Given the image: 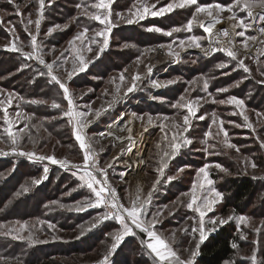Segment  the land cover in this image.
Wrapping results in <instances>:
<instances>
[{
    "label": "rangeland",
    "instance_id": "obj_1",
    "mask_svg": "<svg viewBox=\"0 0 264 264\" xmlns=\"http://www.w3.org/2000/svg\"><path fill=\"white\" fill-rule=\"evenodd\" d=\"M82 2L91 4L98 2V0H45L46 6L42 17L38 15L37 0H25L21 4H15L19 5L21 15L16 14L14 5L10 9L0 6V18L3 19V22L0 23V60L2 63H5L9 58L18 57L21 68H32L33 65L38 71L44 70L45 73H49L45 64H52V73L69 88L77 111H87L88 106L94 110L107 108V111H102L98 118L92 116L88 118L92 120V123L84 129V133L95 150L99 167L106 169L109 183L116 189L120 202L126 206L129 205L130 197H134L138 187L142 189V197H146L157 180L158 172L156 169L159 167L161 148L167 149L173 133L177 132L174 125L182 124V118L187 114L186 108L174 107V105H177L178 102L183 103L180 100L182 96L185 97L186 101H198V104H195L198 109L197 118H193L190 130L184 133V136L191 139L192 143L182 146L174 157L168 159L165 176L160 178V183L152 191L146 218L150 220L153 213L157 212L158 209H164V206L167 205L156 228L172 243L173 249L182 259L187 260L191 251H197L194 264H196L199 251L197 244L199 243L200 246L209 235L224 226L232 229L233 236L235 235L237 239L234 243L237 247L234 248L231 259L222 264H231L235 261L251 264L248 258L252 256L254 251L257 261H261L260 254L264 248V183L262 182L264 180V162L261 160L264 157V147H261V142L264 141V105L260 101V107L252 106V101L246 100V97L243 96V90L248 83L264 86V83H260L264 80V75H262L264 73V56L254 59L247 54L248 48H243V42L248 37V29L245 32V37L235 36L236 49L240 53L239 58L244 59L245 64L250 69L249 72H245L225 52L210 51V49L221 45L215 41L212 46L208 47V39H213V36L209 38V33L204 31L199 22H193L190 32L186 30L188 21L192 19L195 12V6L177 8L162 16L145 15V18L140 20L138 17L131 16L130 10L135 12L134 5L139 7L140 3L155 4L156 7L153 10L158 11L160 8L166 7L171 0H159L158 3L157 0H139V2L138 0H113L111 19L116 26L109 33L108 46L100 52L102 37H96L94 34L95 31L102 30L104 25L81 13V9L77 8L76 5ZM198 3H221L227 6L234 3V0L228 2L219 0L198 1ZM90 10L97 11L96 9ZM99 11L103 13L104 10ZM234 11L239 18L249 23L250 17L245 11L238 8ZM117 14L123 15L126 19L133 18L135 22L129 24L126 19L121 20ZM223 15L228 16L229 14L224 13ZM28 19L33 21L40 19L37 36V43L40 47L37 53L43 57L45 64H41L34 57L28 58L21 52L10 50L11 44L16 43L23 49V53L33 51L29 32L36 34L37 29L33 23L27 25L28 31H25ZM160 19H166L168 23L164 25L160 23L163 27L158 25L147 26L148 22L155 20L159 22ZM199 20L207 26V18L200 16ZM221 23L230 26V22L227 20H223ZM56 25L62 27L54 30L51 35H47L49 29H54ZM65 25L67 27H63ZM84 27L89 28L86 39L83 42L75 41L73 45H70L69 42L77 33L83 31ZM152 27H158L163 31L147 30ZM12 28H14V33L9 31ZM173 28H180L181 31L173 32L171 36L164 34ZM241 30L236 29V31ZM133 32L141 34L154 32V35L164 37L165 40L151 43L150 39L141 36L132 39L129 35ZM191 36L203 38L199 41L200 48L188 46ZM92 40L99 43H92ZM141 40L145 42L140 44L139 41ZM181 40L185 41L184 47L180 46ZM125 44L132 46L124 47ZM168 45H172L171 50H169ZM89 47L92 48V51H88ZM205 50H209L207 54ZM170 51L173 54H170ZM78 56H83L86 64L83 71L80 70L81 65L76 59ZM74 59H76V69L71 78L68 79L67 73L73 71ZM138 59L139 63H137ZM220 63L227 64V67H217ZM149 68H151V72L148 71ZM3 69L4 67L0 66V90H3L0 99H4L9 92L14 93L12 104L8 106L9 118L16 119V112H21L24 117L16 119L13 126L12 130L17 135V143L13 145L11 139L4 133V128L7 125L4 123L3 110L0 109V150L7 151L10 155L9 157L0 155V159L15 158L14 162L17 164L18 161L24 160L40 169L38 177L30 179V181L40 180L41 182L24 186L29 189L24 193H30L32 186L33 188H39L41 184L43 186L47 180V175L52 169H55V164L49 160L29 162L26 160L28 157L20 155V152H35L37 155L55 156L58 160L76 163L78 168L75 170L60 171L70 175L74 171L76 175H83V150L75 139L73 124L69 123V118L63 113L59 115L60 118L64 119L63 127L66 128V136L61 138L53 136L45 128L40 116L24 108L25 101L42 99L26 100L20 91L7 84L8 77L10 78L9 74L14 71L1 73ZM121 74L125 77L123 81L120 80ZM137 74H139L140 79L136 81V87L132 92H127L133 76ZM153 81L162 86H154ZM168 81H173V83L169 84ZM205 81L208 84L206 90L204 88ZM221 88H227L228 91H218ZM246 88H251V85H247ZM61 91L63 96V90L61 89ZM230 96L243 100V109L228 103H218L220 100H227ZM42 101H45L46 104L50 103L47 100ZM63 101L64 112L67 110V101L64 98ZM109 102H111V107H108ZM242 111L248 117L247 121L244 120V115L240 114ZM133 113L137 117H143V121L134 118ZM213 113L217 117L216 124L212 123ZM258 113L260 115H257ZM27 116H31V119H27ZM148 116L153 118L151 124H148ZM199 116H204L205 119H198ZM220 120L224 122L223 129L228 133V142L236 145L239 152L235 148H228L223 142L225 137L223 132H219ZM248 124H251L252 127H248ZM128 127L132 129L131 133L121 131V129ZM145 127L147 131L144 130ZM109 131L113 133L112 136L107 135ZM208 132L212 133L211 137L205 135ZM218 132L219 135H217ZM129 135L132 136V140L127 139ZM166 135L167 139H165ZM210 145L212 147H209ZM13 148L16 151H13ZM206 148L207 151H205ZM167 150L171 151L170 149ZM245 158L254 162L257 167L252 168L250 164L246 165ZM16 163L15 165L12 163L11 167L4 171L0 177L3 176L4 180L10 177V174L18 166ZM109 164L111 167H108ZM206 164L210 166L207 169L209 178L214 182L211 187L221 193V198L216 200L212 206V211L206 212L204 217L205 239L201 242L199 232L192 233L191 231L193 226L198 227L199 214L189 209L187 204L191 201L193 184L203 183L202 176L198 178L197 172ZM217 164L227 171L215 167ZM136 165L139 168L135 167ZM45 167L48 169L47 173L44 172ZM181 168L183 171L177 175L178 169ZM97 175L99 176V174ZM72 176L74 175L72 174ZM168 176H175L176 178L169 182ZM240 178H251L256 180L257 185L263 184L257 195L250 201L246 200L235 206L229 190L232 181ZM78 182V186H81V181ZM208 188L207 185L203 190L197 188L196 194L201 199L208 197ZM82 189L85 193L84 196H77L72 201H62L60 199L65 198L72 191L71 188H66L63 185L62 190L56 193V197L46 202L59 210L78 212V214L84 215L85 217L81 219L79 227L66 230L57 226L55 222L40 216H30L21 220L10 219L1 222L0 225L4 227L0 228V232L15 231L11 235L0 236L12 238V235L19 234L27 239L31 234V241H35L41 246L48 247L54 244H62L63 246V244L67 245L66 243L71 244L73 241L79 240L80 237H83L84 232H90V228H100L106 223L113 224L111 222L115 221L116 227L106 228L99 238L92 239L89 249L78 245L85 254L80 253L78 257H71L72 249L69 248V252L66 251V256L55 257L63 264H98L108 254L111 245L114 243L112 234L120 231L121 226L115 219L102 220L97 223V218L108 211L104 206L87 207L77 211V206L83 207L87 201L95 199L90 189L86 186H82ZM182 193L187 195H182ZM209 198L215 199V197ZM197 202L200 203L201 201L198 200ZM60 205H64V207H60ZM241 215L248 217V221L240 223L238 217ZM229 216H232L233 219L228 220ZM190 217L196 218L195 221ZM219 219H224L227 222L221 225ZM212 220L217 222L213 224L210 222ZM17 222L26 224L28 228L20 232V224ZM49 224L55 227L49 228ZM182 229H188V231L184 232ZM134 231L141 240L148 239L139 230L134 229ZM173 232L175 233L174 242L171 239ZM129 236L124 237V239ZM123 240L117 245V247L121 245L119 251L122 253L113 250L109 255L108 264H119L117 258L123 262L124 253L128 249L134 258H137L140 252L145 254L146 247L144 244V248H141L134 241L124 247ZM66 247L63 249L66 250ZM151 258L153 260L151 263L156 264L154 257ZM0 262L20 264L16 259L10 258H0Z\"/></svg>",
    "mask_w": 264,
    "mask_h": 264
},
{
    "label": "snow or ice",
    "instance_id": "obj_2",
    "mask_svg": "<svg viewBox=\"0 0 264 264\" xmlns=\"http://www.w3.org/2000/svg\"><path fill=\"white\" fill-rule=\"evenodd\" d=\"M139 2V0H138ZM159 0H157V3ZM8 3L13 4L16 7V14L21 15L19 5H15V0H8ZM38 3V15L42 17L43 11L45 9V0H37ZM113 3V0H98V2L95 3H80L77 4L76 7L81 9V13L88 17L91 20L98 21L101 25H104V28L102 30L95 31L96 37H102V44L99 48V51L102 52L104 48L108 46L109 43V33L112 31V28L115 27V23L111 19L112 13H111V4ZM190 6H195V12L193 14V17L191 20L188 21V24L186 26L187 31L192 30V24L194 21H197L200 23L201 27L204 28V31L206 33H209L210 36H213L215 38V41L217 44L221 45L217 48H212L210 51L216 52V51H222L225 52L228 57L231 58V60L236 61L237 65L240 68H243L245 72H249L250 69L245 64L244 59L239 58L240 53L239 50L236 49L235 45L232 44V37L233 36H239V37H245V32L247 29L252 27V24L247 23L244 19H241L237 16L234 9H240L242 11H245L247 13V16L250 17L255 23L257 21V18L260 22H264V0H234V3L229 5H224L221 3H207V4H200L198 3V0H171L167 4L166 7L160 8L158 11H154L153 9L156 7L155 4L147 5L144 3H140L139 7L135 8V12H131L132 17H138L140 20L145 18V15H151V16H162L167 12H171L174 9L177 8H187ZM90 9H96L97 11H92ZM143 9V11H141ZM256 9H259L260 11H255ZM99 10H104L103 13H101ZM224 13H228V16H224ZM121 20H125L126 18L121 15L117 14ZM200 16H203L207 18V26L204 25L202 21L199 20ZM223 20H227L230 22V29H223V30H217L216 32H213V29L215 28V25L221 23ZM3 22V19L0 18V23ZM126 22L131 24L134 23L135 20L133 18H127ZM23 23V21H22ZM35 24L37 33L33 34L29 32V35L31 37V47L33 49L32 52L29 53H23V49L19 47L16 43H12L10 46L11 51L15 52H21L28 58H36L39 60L41 64H45V61L41 55L37 53V50L39 49L40 45L37 43V36H38V30L40 25V19H36L35 21L28 19L27 24L25 25V31H28L27 25ZM61 25H56L54 29H49V32L47 35H51V33L56 30L60 29ZM67 27V25L63 26ZM236 29H242L241 31H236ZM148 31H154V32H162L163 30L158 27H152L147 29ZM10 32L14 33V28L9 29ZM181 31L180 28H173L170 31L164 32L165 35L171 36L173 32H179ZM89 32V28L84 27L83 31L77 33L72 41H70V45H73L75 41H81L83 42L86 39V33ZM259 32L262 36H264V27L259 28ZM203 39L202 37L198 36H191L189 37L190 44L188 46H194L197 48L201 47V44L199 41ZM257 37L255 36H248L245 38L243 42V48L247 49L249 44V41H256ZM264 42V41H262ZM92 43H99L96 40H92ZM132 45L125 44L124 47H131ZM180 46H185V41H180ZM169 50H171L172 45H168ZM88 51H92V48L89 47ZM209 50H205L206 54ZM170 54L171 53L170 51ZM76 59L79 60V64L81 65L80 70L83 71V68L86 67V64L84 62L83 56H78ZM76 59L73 61V71L67 73L68 79L71 78L73 75V72L76 69ZM139 59L137 60V63H139ZM45 66L49 70V75L51 76V80L54 81L56 84L59 85V87L63 90V98L67 101V110L63 112L64 116H67L69 118V123L73 124V131L75 135V139L79 142V147L83 150V175L79 176L80 181H82L81 186H86L88 189L91 190V192L94 194L95 199L87 201L83 207L77 206L76 210L81 211L84 210L87 207H100L104 206L108 209L101 217L97 218V223L101 222L102 220H108V219H115L119 222L121 226V230L118 231L113 235L114 243L111 245V248L109 249L108 254H106L99 262L98 264H108V258L109 255L119 242H121L124 237L128 235H136L135 230H139V232L144 233L148 239L142 240V244L145 245V247L149 250V254L154 257V260L156 264H194V257L197 255V251L193 250L190 252L189 258L187 260L182 259L181 256L175 251L172 247V243L169 242L167 238L163 236L162 233H160L156 225L160 223V217L163 215L164 209L167 208V205L164 206V209H158L157 212L152 214V218L149 220L147 219V207L151 203V197H152V191L155 190L156 185L160 183V178L165 176V169L168 166V159L171 157H174L180 150L182 146H187L192 143V140L185 137L184 133H187L190 130L191 122L193 118L196 117L197 113V107L195 104H198L197 102L192 101H186L185 97H181L180 100L183 103L178 102L177 105H174V107H181L187 109V114L183 116L182 118V124H175L174 127L177 129V132L173 133L171 140L169 141L167 145V149H170L171 151L161 148V156L159 161V167L156 169L158 172L157 180L153 184L152 190L149 191L146 197H142V189L140 187L137 188V191L134 195V197H130L129 205H125L120 202V198L117 195L116 189L111 186V184L108 181L107 177V171L105 168L99 167L98 160L95 156V150L92 148L91 142L87 139L84 129L92 123V120L88 119L90 116L93 118H98L101 115L102 111H107V108L102 109H92L91 106H88L87 111H77L74 98L72 97V94L67 87V85L61 81L57 76H55L52 73V64H45ZM219 68H225L227 67V64L220 63L217 65ZM149 72H151V68L148 69ZM264 75V73H262ZM125 77L123 74L120 76V80L123 81ZM140 79L139 74L133 76L132 81L130 82V86L127 88V92H132L134 88L136 87V81ZM167 83L171 84L173 81H168ZM260 83H264V80L260 81ZM154 86H162L159 83L153 81ZM208 84L207 81L204 82V88L207 89ZM119 91V89H117ZM218 91L220 92H227V88H221ZM3 95V90H0V96ZM14 93H7V96L4 99H0V109L3 110L4 116V123L7 125V127L4 128V133L7 134V137L11 139V142L13 145H16L17 143V135L15 132H13V126L16 122V119H21L24 117V114L21 112H16L15 118L16 119H10L9 113H8V106L12 104ZM30 103H36V104H43L46 103L42 100H33L30 101ZM220 104H232L235 105L238 108L243 109L244 102L241 99H238L235 96H230L227 100H220L218 101ZM51 106L53 108H61V105L57 103L55 100L52 101ZM108 107H111V102H109ZM243 114V111L240 113ZM257 115H260L259 113ZM132 116L136 119H140L143 121V117H137L135 113L132 114ZM213 119L212 123H217V117L216 114H212ZM27 119H31V116H27ZM152 117L148 116V124L152 123ZM167 119V118H165ZM198 119H205L204 116H199ZM244 120L247 121L248 117L244 115ZM131 123V121H129ZM223 120H220L219 122V132H223V135L225 137L224 143L228 148H235L237 152H239V148L228 142L227 137L228 133L224 131L223 129ZM239 126V125H237ZM248 127H252L251 124L247 125ZM145 131H147V128H144ZM163 130V129H162ZM121 131H127L128 133H131L132 129L130 127L121 129ZM255 131V129H253ZM219 132L217 135H219ZM103 135V134H102ZM108 136H112L113 133L109 131L107 133ZM207 137H211L212 133L208 132L205 134ZM119 139V137H118ZM127 139L132 140V136L129 135ZM165 139H167V135L165 136ZM206 142V141H205ZM209 147H212L211 145ZM261 147H264V141L261 142ZM208 149L206 148L205 151ZM13 151H16L15 148H13ZM20 155L27 156L30 160H49L52 164H59L61 167H67L69 161L67 160H58L55 158V156H44V155H37L35 152H20ZM246 165L250 164L252 168L257 167V165L248 160V158H245ZM73 167H78L76 165H73ZM108 167H111V164L108 165ZM209 165H204V167H201L197 172V177L203 178V183L200 184H193L192 187V194H191V201L187 204V207L189 209L194 210L199 214V220H198V227L193 226L191 228L192 233L199 232V239L202 242L205 239V220L204 217L206 215V212L212 211V206L216 203L217 199L221 198V193L216 191L215 188H212L213 180L209 178V172L208 168ZM215 167L220 168L222 171H227L226 169H223L221 165L217 164ZM48 169L47 167L44 168V172L47 173ZM183 169H178L177 175H179L180 172H182ZM75 175V173H73ZM99 174V176L97 175ZM175 176H168L167 180L170 182L174 180ZM40 180H33V184H39ZM205 185L209 186L208 188V197H204L201 199L196 193L197 188L199 189H205ZM29 189L27 187L23 188L24 192H27ZM17 195H20V193H17ZM182 195H187L186 193H182ZM209 197H215V199L209 198ZM200 200L201 202L198 203L197 201ZM57 203V202H53ZM195 206V207H194ZM60 207H64V205H60ZM190 219H193L195 221L196 218L190 217ZM233 219L232 216L228 217V220ZM248 217H245L243 215L238 217V220L240 223H245L248 221ZM211 223L215 224L217 221L212 220ZM227 221L224 219H219V224H224ZM41 223H44L41 221ZM17 224H20V222H17ZM3 225H0V228H3ZM49 228H54L55 226L52 224L48 225ZM95 227V225H93ZM28 228L26 224H20L19 231L23 232ZM15 230H9L8 232H0V235H11L12 232ZM182 231L187 232L188 229H182ZM259 231V229H257ZM13 239H25V237L16 234L12 235ZM30 241L32 240L31 234L27 237ZM172 242L175 241V233L172 234ZM33 243L35 241H32ZM233 247L236 248L237 245L233 244ZM199 248V243L197 244V249ZM251 262V264H264V261H257V256L255 251L253 252L252 256L248 258Z\"/></svg>",
    "mask_w": 264,
    "mask_h": 264
},
{
    "label": "trees",
    "instance_id": "obj_3",
    "mask_svg": "<svg viewBox=\"0 0 264 264\" xmlns=\"http://www.w3.org/2000/svg\"><path fill=\"white\" fill-rule=\"evenodd\" d=\"M25 0H15V4H21ZM199 2H212L214 0H198ZM221 2H228L231 0H219ZM13 4L8 3V0H0V6L10 9ZM156 21V22H155ZM147 23V26L158 25L163 27L164 24L168 23L166 19H160ZM160 23H163L160 24ZM137 36L145 37L150 39L151 43L163 42L164 37L144 33H132L129 35L130 38L134 39ZM140 44L145 41H139ZM19 58H9L5 63L0 60V66L4 69L1 73H7L8 71L12 74L8 77V85L16 88L23 97L27 99L37 98L47 100L50 103L36 104L24 102V108L29 112L40 116L43 121L45 128L56 138L66 136V128L63 127L64 119L60 118L59 115L63 113L64 101L62 91L60 87L51 80L48 73L43 72L44 70L38 71V69L32 65V68H21L19 65ZM8 62V63H7ZM2 63V64H1ZM247 85H251V88H246ZM244 88L243 92L246 100L252 101V106L260 107V101L264 105V86H258L257 84L248 83ZM9 86V87H10ZM55 100L61 105V108H53L51 106L52 101ZM255 146H253L254 148ZM257 150V148L255 147ZM15 158L0 159V175L9 169L14 162ZM264 162V157L261 158ZM17 164V163H16ZM17 168L10 174L6 180L3 176L0 177V223L10 219L21 220L30 216H40L43 219H47L51 222H55L57 226L63 229H72L79 227L81 219L84 215L78 214V212H66L57 209L54 205L47 204L46 202L53 200L56 197V193H59L63 185L66 188H71L72 191L66 195L65 198L60 200L72 201L77 196H84L82 186H78V180L72 176L61 172L59 169H52L50 174L47 175V180L40 187L32 186L30 193H24L23 187L30 186L32 181L38 177V169L33 164L27 163L24 160L18 161ZM256 180L251 178H240L233 180L230 185L229 192L232 195L233 205L241 204L246 200L252 199L261 189L263 183L257 185ZM264 185V184H263ZM65 189V188H64ZM20 193V195H17ZM231 199V197H230ZM46 203V204H45ZM106 223L100 228H90V232H84L83 237L79 240L73 241L67 245L54 244L52 246H41L37 242H32L29 239H23L15 241L12 238L0 236V258L16 259L20 264H63L59 262L56 256H66L69 252V248L72 249L70 252L71 257H78L83 249H80L78 245L85 246L87 249L90 248V241L94 238H99L106 228L116 227V223ZM98 231V232H97ZM236 236H233L232 229L228 227H221L217 229L213 234L209 235L205 241L199 246L198 257L196 264H222L225 261H229L234 254L233 244L236 242ZM136 242L139 247L144 248L142 240L138 234L130 235L125 238L122 242L124 247ZM121 246V245H120ZM120 246L115 248V252L122 253ZM66 247V250L63 249ZM84 247V248H85ZM123 247V248H124ZM122 248V250H124ZM68 250V251H67ZM67 251V252H66ZM147 252V253H146ZM82 254V255H83ZM123 262L117 258L119 264H152V256L145 248V254L140 252L137 258L132 257L131 251L128 249L124 253ZM70 257V256H69ZM261 261H264V248L261 250ZM0 264H4L1 263ZM154 264V263H153ZM231 264H242V262H232Z\"/></svg>",
    "mask_w": 264,
    "mask_h": 264
},
{
    "label": "built area",
    "instance_id": "obj_4",
    "mask_svg": "<svg viewBox=\"0 0 264 264\" xmlns=\"http://www.w3.org/2000/svg\"><path fill=\"white\" fill-rule=\"evenodd\" d=\"M255 11H260L259 9H256ZM249 24H252V27L248 29L247 35L248 36H255L257 37L256 41H250L249 46H248V50H247V54L250 55L251 57H254V59H258V57H262L264 56V36L261 35V33L259 32V28L260 27H264V22H260L257 18V21L255 23H253L252 19H249ZM223 29H230V26L228 24L225 23H219L217 25H215V28L213 29V32H216L217 30H223ZM210 38V35H209ZM211 39V38H210ZM208 39L209 45L208 47L212 46V44L215 42V38L213 37V39ZM235 39L236 37L233 36L232 37V44L235 45ZM236 47V45H235ZM0 155L2 157H9V152L4 151V150H0ZM27 161L29 162H42V160H30L28 158H26ZM63 161V160H61ZM73 165L78 166V164L76 163H68L67 167H61L59 164H55V169H59V170H75L78 167H73ZM108 220H114V219H108Z\"/></svg>",
    "mask_w": 264,
    "mask_h": 264
},
{
    "label": "crops",
    "instance_id": "obj_5",
    "mask_svg": "<svg viewBox=\"0 0 264 264\" xmlns=\"http://www.w3.org/2000/svg\"><path fill=\"white\" fill-rule=\"evenodd\" d=\"M140 139H141V138H140ZM132 161H133V160H132ZM135 167H138V168H139V166H137V165H136ZM71 173L73 174L74 171H72ZM73 175H74V174H73ZM74 177H75L78 181H80V179H79V174L76 175V173H75ZM80 183L82 184V181H81ZM147 251L149 252V250H147ZM151 256H152V255H151ZM152 257H153V256H152Z\"/></svg>",
    "mask_w": 264,
    "mask_h": 264
}]
</instances>
